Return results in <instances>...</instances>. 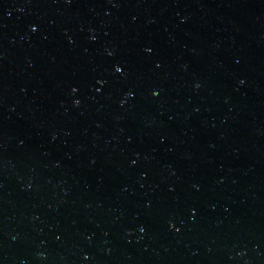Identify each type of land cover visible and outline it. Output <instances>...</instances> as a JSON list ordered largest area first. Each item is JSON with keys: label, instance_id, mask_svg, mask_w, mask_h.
I'll list each match as a JSON object with an SVG mask.
<instances>
[{"label": "water", "instance_id": "water-1", "mask_svg": "<svg viewBox=\"0 0 264 264\" xmlns=\"http://www.w3.org/2000/svg\"><path fill=\"white\" fill-rule=\"evenodd\" d=\"M0 264H264V0H0Z\"/></svg>", "mask_w": 264, "mask_h": 264}]
</instances>
